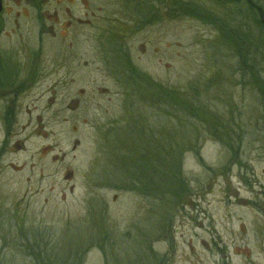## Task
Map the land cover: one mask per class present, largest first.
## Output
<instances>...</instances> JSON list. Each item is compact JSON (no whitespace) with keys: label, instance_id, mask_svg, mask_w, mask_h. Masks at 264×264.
Segmentation results:
<instances>
[{"label":"rangeland","instance_id":"1","mask_svg":"<svg viewBox=\"0 0 264 264\" xmlns=\"http://www.w3.org/2000/svg\"><path fill=\"white\" fill-rule=\"evenodd\" d=\"M227 2L4 0L0 53L20 64L30 52V69L11 77L18 100L0 94V264H156L154 252L164 264H239L219 247L236 237L234 207L222 204V182L229 194L235 183L221 178L229 157L219 138L242 118L246 149L254 137L264 145L256 134L264 127V27ZM236 23L248 31L251 57L239 50ZM129 81L134 117L148 108L149 122L135 117L107 136ZM155 90L190 102L197 120L164 101L142 103ZM187 138L194 156H183L185 193L174 206L166 157ZM135 173L144 185L151 175L162 183L163 205L125 185ZM158 237L166 243L151 242ZM25 240L43 244L29 253Z\"/></svg>","mask_w":264,"mask_h":264},{"label":"flooded vegetation","instance_id":"2","mask_svg":"<svg viewBox=\"0 0 264 264\" xmlns=\"http://www.w3.org/2000/svg\"><path fill=\"white\" fill-rule=\"evenodd\" d=\"M129 2V0H127ZM146 1V0H145ZM31 5L35 3V0H30ZM153 5V4H152ZM178 7V4L176 5ZM173 8V7H172ZM5 11V3L4 0H0V14ZM175 10V9H174ZM156 11L152 13L151 15V21H155ZM154 18V19H153ZM221 31V30H220ZM15 34V32L11 33V36H5L4 38L12 39V35ZM3 35H0V40L2 39ZM6 63H4L3 61ZM14 61V62H13ZM17 62L11 54L9 53H0V94L6 98H10L9 101L15 102L18 100V92L15 90V86L17 85V80H12L11 77L18 74V70H22L23 67L27 66L28 69H30V52L28 53V61L26 63H20L17 64ZM261 64L259 63H251L249 71H258V67H260ZM8 68L9 72L6 71ZM129 70V66H128ZM251 77L253 75L251 74ZM28 80L30 81V75L27 76ZM244 79L241 80L238 84L239 87L245 85ZM255 81H259L258 78L255 79ZM30 83V82H29ZM126 84L130 86H134L136 83L133 81H129ZM135 84V85H134ZM246 86V85H245ZM253 88V86L251 85ZM263 89V96H264V86L262 85V88L259 86V90ZM257 90V89H256ZM131 89H127L126 95H124L123 99V112L122 116L118 120H114L112 122V126L110 127L107 136H110L113 130H115L119 126H123L127 123L129 120H133V118H144L147 122H149L148 112L145 109L143 112L139 113L138 115H135L134 117V106L135 98H137V95L131 94ZM14 95L12 98L11 96ZM153 100V95L149 96L145 99L144 102H151L149 101ZM190 115V119L195 120L196 114L193 110L187 112ZM162 114V113H160ZM13 115V114H12ZM132 117V119H130ZM164 117V116H163ZM162 118L161 115H159L158 119ZM166 118V117H165ZM168 119V118H167ZM155 123H158V120H155ZM252 123V122H251ZM151 124H154L151 120ZM245 124L240 119V122L237 123V126L232 131L230 128H225L224 131H222L219 142L224 146V151H227L228 153V161L222 166L220 170L221 178L229 179L231 183H235V190L232 192V194L228 191L227 187V181L222 182V193H224V196L222 198V204L225 207L226 211H229L230 208L228 206H233L235 213L234 217L236 220V229L234 230L235 238L233 239L232 243H228L225 239H221V250L223 252L222 259L223 260H229L233 256L237 259L239 264H264V254L263 259H257V253H264V168L260 171L256 168V163H264V145L261 141H259L258 137L252 138L250 141V145H252L251 149H246V145L248 142L247 133L245 132ZM209 131V127L207 128ZM262 130H258L257 133L262 131V135L264 136V127L261 128ZM194 130V127L191 128L190 135L193 136L195 133L192 132ZM205 131V129H204ZM190 136V137H191ZM192 138H187V141L184 143H176L177 147L174 150L177 155H179V158L185 155V154H191L194 156V147L189 146V142ZM108 137H106V146H107ZM181 145V147H179ZM107 150V147H106ZM150 157V155H149ZM148 157V158H149ZM152 157V155H151ZM162 157V155L160 156ZM199 158V155L197 156ZM152 162V161H151ZM176 164L179 166L181 163L179 162L178 158L176 160ZM182 170V166H181ZM176 172V170H174ZM179 174V173H178ZM183 174V172H182ZM175 175V174H174ZM138 174L135 173L132 177H130L129 188L137 189L139 190V195L145 199L150 200L151 204H153L154 201V208L158 204L163 205L164 201V193L162 190V183L157 184L154 182L153 175L151 177L146 178V185H144L140 180L137 179ZM158 178L161 179L162 172L161 169L158 171ZM123 182H119L118 184H115L114 187L121 188V185ZM186 194H190L192 196L194 187H193V179H187V190ZM185 192H181L180 198L182 200ZM183 194V196H182ZM185 194V195H186ZM229 194V195H228ZM178 195V194H177ZM179 197H176V202ZM178 203V202H177ZM174 206L175 202L173 203ZM227 206V207H226ZM150 213V212H149ZM230 216V213L226 214L227 216ZM157 235V234H156ZM151 242L153 243H159L164 242L163 238H155L152 239ZM25 244H22L21 246H26L27 251L30 253V246L32 247V250H36L38 246H41L43 243H32L29 240L24 241ZM32 243V244H30ZM166 243V242H164ZM191 248H193L192 245L188 244ZM231 246V248H230ZM254 246L255 249H247L246 247ZM245 247V248H244ZM38 255V254H36ZM154 258V261L156 264H164V260L161 259L162 252L159 254H156L155 252L152 254ZM156 255V256H154ZM231 264V262H230Z\"/></svg>","mask_w":264,"mask_h":264},{"label":"trees","instance_id":"3","mask_svg":"<svg viewBox=\"0 0 264 264\" xmlns=\"http://www.w3.org/2000/svg\"><path fill=\"white\" fill-rule=\"evenodd\" d=\"M226 1H228L227 5L233 4L236 7H238V9L240 10V13L241 12L244 14L251 13L253 15L254 19L257 21L258 25L264 27V5H259L256 2H254L253 0H226ZM232 29L234 30V33H238V37H235V39H236V41H240V43H238L239 45H241V47H239V50L247 53V54H244V56L251 57V52L254 51L255 48H253L254 47L253 43H250L249 34L247 33L248 31H245L244 24H241L239 26V24L236 23L235 27H233ZM240 32L242 33V35H240ZM227 33H231V32L229 30H227ZM138 74H139V72H138ZM138 74H137V76H138ZM134 81H136V79ZM129 87L131 89V92H130L131 94H133V92L136 93L135 89L133 88V86L131 84ZM152 95H153V100H152L153 104H157L160 101H164V102H167L168 104H172L173 108L177 109V107H179L178 110L182 108V111H184V113H186V114L189 111L190 102L188 103V105H186V102L180 101V97L177 96V94L163 95L161 98L160 94L158 93V90H155L154 93H152ZM192 102L194 103L193 100H192ZM182 104H185L186 106L182 105ZM184 108H187V109H184ZM195 119L197 120V117H195ZM166 158H168V160L171 161V167H170L171 180H172L171 183H172V186L174 187V190L170 194L173 196V201L175 202V204H177V202L181 201V198H180L181 191L179 190L178 186H182V183L179 180V178L181 179L180 174L182 172L181 166L183 168V158L182 157L179 158V155H177L175 151L171 152L168 155V157H166ZM177 158H178L179 162L181 163L180 166H179V164L178 165L176 164ZM174 170H176V172ZM162 175H163V173H162ZM183 179L184 178H182L181 180L183 181ZM162 181H163V179H162ZM125 185L129 186L130 184H125ZM182 187H184V186H182ZM164 191L168 192L169 190H164ZM165 194L166 193H164V195ZM176 197H179L177 202H176Z\"/></svg>","mask_w":264,"mask_h":264}]
</instances>
